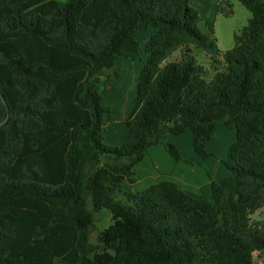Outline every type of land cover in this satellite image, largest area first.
<instances>
[{
    "label": "trees",
    "instance_id": "trees-1",
    "mask_svg": "<svg viewBox=\"0 0 264 264\" xmlns=\"http://www.w3.org/2000/svg\"><path fill=\"white\" fill-rule=\"evenodd\" d=\"M237 1L251 17L220 59L189 0H0V264H256L264 0ZM140 46L127 139L111 147L102 78L118 79L116 61L137 60ZM176 46L203 50L213 75L191 51L165 62ZM218 124L236 138L222 161L230 175L211 181L209 200L166 180L130 191L147 147L189 132L207 159ZM103 210L112 223L91 244Z\"/></svg>",
    "mask_w": 264,
    "mask_h": 264
},
{
    "label": "rangeland",
    "instance_id": "rangeland-1",
    "mask_svg": "<svg viewBox=\"0 0 264 264\" xmlns=\"http://www.w3.org/2000/svg\"><path fill=\"white\" fill-rule=\"evenodd\" d=\"M66 2L67 0H56ZM190 6L200 12L201 21L198 27L202 33L215 40L219 56L231 50L235 45V36L239 35L241 30L247 25L250 19V13L238 3L237 0H189ZM208 24L212 26L209 30ZM152 31V30H151ZM150 31L141 33L139 41L143 45L149 37ZM191 51L196 63L202 66L209 74L213 75L211 67V58L203 50L196 46H190L188 50L185 47H174L166 55L165 62L178 61L183 52ZM146 55L144 47L140 46L139 58L135 61L120 58L116 61V67L121 72L118 79L103 77V87H106L102 104L110 108L109 115L105 116V126L103 130L104 143L114 147L124 143L127 139V129L124 125L125 120L131 111L133 100L136 93V85L141 67L145 61ZM235 141V130L218 124L214 137L206 145L209 157L199 159L193 153L191 136L189 133L181 136L168 135L165 140L158 144L148 147L147 155L143 162L136 168L137 180L130 191L136 193L145 189L151 183H154V169L158 177L162 175L171 177L177 171V168L188 172L195 170L196 175L190 173L187 181L193 185L205 184V179L210 183L214 178H223L230 173L223 167L222 161L226 159L229 146ZM167 144L175 146L179 152L181 160L174 159L168 149ZM189 161H192L191 163ZM147 176L151 178L145 179ZM136 180V181H137ZM117 199H121L120 196ZM252 221H264V205L251 215ZM111 218L107 210H103L95 217V227L90 232V243L97 244L102 231L111 224ZM256 264L264 263V253L254 254Z\"/></svg>",
    "mask_w": 264,
    "mask_h": 264
},
{
    "label": "crops",
    "instance_id": "crops-1",
    "mask_svg": "<svg viewBox=\"0 0 264 264\" xmlns=\"http://www.w3.org/2000/svg\"><path fill=\"white\" fill-rule=\"evenodd\" d=\"M219 2V0H218ZM217 127V126H216ZM215 131H216V128H215ZM189 133V132H187ZM185 133V134H187ZM190 134V133H189ZM169 134H166L163 138V140H165L167 137H168ZM184 135V134H183ZM215 135V134H214ZM181 136V135H180ZM191 136V135H190ZM236 138V136H235ZM211 140V139H210ZM209 140V141H210ZM208 141V142H209ZM207 142V144H208ZM150 147V146H149ZM147 150H148V147L146 148V151H145V156L147 155ZM228 151V150H227ZM194 153V152H193ZM195 154V153H194ZM227 155V154H226ZM197 157V156H196ZM143 162V161H142ZM141 162V163H142ZM139 163L137 165V167L141 164ZM136 167V168H137ZM224 167V166H223ZM159 170V168H155L153 171H154V183H157V182H160V181H171L173 183H175L184 193H186L187 195L195 198V199H200V200H204V201H207L210 199L211 197V190H210V181L205 179V184H200V185H196V186H193L191 185L188 181H187V178L190 176V173H192L194 175H196V172L195 170H193L192 172H188L185 168H183V170H180L179 168H177V171L175 172V174H173L171 177H167V176H164L162 175L161 177H158V173L157 171ZM151 178L150 176H147L146 175V178L145 179H149ZM219 178H214V180H217ZM141 179L139 177V179L135 182H139ZM134 183V184H135ZM154 183H151L150 185L154 184ZM133 184V185H134ZM132 185V186H133ZM149 185V186H150ZM148 187V186H147ZM143 190V189H142ZM140 190V191H142ZM140 191H137V192H140Z\"/></svg>",
    "mask_w": 264,
    "mask_h": 264
}]
</instances>
